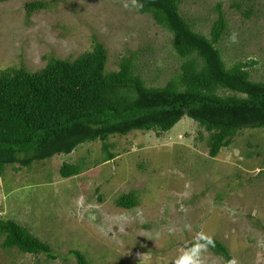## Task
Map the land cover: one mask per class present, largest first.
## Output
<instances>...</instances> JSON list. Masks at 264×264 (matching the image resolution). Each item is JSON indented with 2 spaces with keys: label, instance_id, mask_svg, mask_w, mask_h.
I'll use <instances>...</instances> for the list:
<instances>
[{
  "label": "rangeland",
  "instance_id": "obj_1",
  "mask_svg": "<svg viewBox=\"0 0 264 264\" xmlns=\"http://www.w3.org/2000/svg\"><path fill=\"white\" fill-rule=\"evenodd\" d=\"M27 1H0V68L36 70L50 57L75 58L95 35L107 50V70L133 57L149 86L179 72L173 35L131 0L127 8L125 0H48L50 9L30 15ZM219 5L228 22L219 45L226 64L245 62L252 79L264 80V0H180V12L206 35ZM204 133L185 116L161 138L143 130L111 136L116 156L109 161L96 140L28 168L7 166L0 217L26 226L52 258L0 245V264H78L75 251L84 264H174L203 237L221 240L238 264H264V128L242 129L214 158L198 140ZM77 162L80 173L62 178L60 167ZM132 189L136 207L115 204ZM203 256L205 264H222L208 248Z\"/></svg>",
  "mask_w": 264,
  "mask_h": 264
},
{
  "label": "trees",
  "instance_id": "obj_2",
  "mask_svg": "<svg viewBox=\"0 0 264 264\" xmlns=\"http://www.w3.org/2000/svg\"><path fill=\"white\" fill-rule=\"evenodd\" d=\"M139 2L144 5L139 13L173 35L172 48L182 60L179 72L162 86H149L133 57H122L116 70H107V50L95 35L91 48L75 58L50 57L36 70L0 68V176L9 165L28 168L96 140L102 161H109L116 156L111 136L143 130L161 138L185 116L205 132L198 140L206 141L211 158L231 146L242 129L264 128V80L252 79L245 62L226 64L219 45L228 22L220 5L205 35L181 14L180 0ZM52 3L27 1L26 13L48 10ZM232 6L242 10L239 2ZM81 169L82 162L64 163L59 172L67 178ZM138 202L136 189L115 199L125 209ZM211 238L214 247L208 249L227 264L234 256L221 240ZM0 241L4 249L50 255L49 246L14 219L0 217ZM75 253L78 264H84Z\"/></svg>",
  "mask_w": 264,
  "mask_h": 264
},
{
  "label": "clouds",
  "instance_id": "obj_3",
  "mask_svg": "<svg viewBox=\"0 0 264 264\" xmlns=\"http://www.w3.org/2000/svg\"><path fill=\"white\" fill-rule=\"evenodd\" d=\"M131 6L135 8H143V4L139 0H131ZM124 7H129L128 0H125ZM231 43H238V33L233 31L229 35ZM186 227H189L186 225ZM214 247V240L211 237H203L202 240H197L190 247L183 249L175 260L174 264H205L203 253L207 251L208 246ZM227 264H238L235 257L229 259Z\"/></svg>",
  "mask_w": 264,
  "mask_h": 264
}]
</instances>
